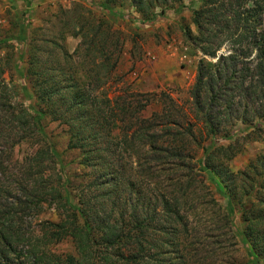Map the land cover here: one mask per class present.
<instances>
[{
    "label": "rangeland",
    "instance_id": "1",
    "mask_svg": "<svg viewBox=\"0 0 264 264\" xmlns=\"http://www.w3.org/2000/svg\"><path fill=\"white\" fill-rule=\"evenodd\" d=\"M142 3L147 13L157 14L154 20L144 19L138 10ZM142 3L0 0L3 206L15 202L20 210L18 200L39 191L60 199L67 192L93 222L94 248L107 228L119 226L134 240L123 247L124 255L143 245L145 255L140 251L136 258L145 257L146 264H264V221L256 218L264 208L253 206L264 166V93L244 92L225 105L215 132L192 97L201 61L210 62L213 71L233 66L230 54L238 67L257 64L255 33L230 12L201 20L199 28L194 11L200 0ZM256 25L261 33L260 21ZM200 32L206 38L201 43L221 44L215 57L205 55L201 43L193 45L189 35ZM252 78L245 85L256 84ZM206 88L205 106L216 92ZM136 93L157 96L136 111ZM37 112L44 115L43 133L35 127ZM167 131L179 135L172 138ZM229 146L232 158L218 151ZM173 149L184 158L171 156ZM205 153L212 158L203 169ZM190 175L195 185L180 195L178 184ZM54 196L43 198L39 214L9 221L25 236L33 233L17 246L24 250H16L21 258L15 251L2 253L4 264H20L38 249L45 258L75 252L71 237L60 243L52 237L54 229L44 226L66 214H74L78 224L84 217L65 200L53 202ZM138 220H145L142 228L135 226ZM103 250L110 257L121 255L116 246Z\"/></svg>",
    "mask_w": 264,
    "mask_h": 264
},
{
    "label": "trees",
    "instance_id": "2",
    "mask_svg": "<svg viewBox=\"0 0 264 264\" xmlns=\"http://www.w3.org/2000/svg\"><path fill=\"white\" fill-rule=\"evenodd\" d=\"M139 1L140 3H142V0ZM200 1L201 8L199 10L194 11V22L198 26H200L199 28L203 26L201 20L204 21L207 18H211L213 20L216 18L218 19L219 17L225 15L226 12H230L233 15L230 18L240 20L241 24L245 26V29L247 31L250 28L253 29L255 33V35L252 34L255 37L254 46L257 49V64L253 68L238 67V60L235 57V54H230L229 56H227L228 58H231V64H234L233 66L226 67L225 69L220 68L218 70L213 71L211 68L213 65L210 62L205 61H201L198 65L196 82L192 89L193 103L198 111L203 112L202 116L209 126V131L215 132L216 123L218 122V119L221 115L220 110L225 105H229L234 102L235 98L240 94H242L243 96L244 92H247L249 94L253 90L257 94L259 93V91H262L264 93V0ZM103 9L109 12L110 14H113L110 8L104 7ZM138 10L143 12L145 20L152 21L157 16V14L153 13V11L147 13L145 11V7H143V3L138 5ZM164 11L165 9L163 10L162 14L164 13ZM258 21H260V24L262 25V29L260 30L261 33H256V23ZM200 33L201 35L198 37H195L192 33L189 35V38L194 46L197 44V42L201 43L206 40V38L203 37V32ZM246 36L248 37L247 34ZM220 45V43L218 45H214L212 42H204L201 43L199 46L205 55L215 57L218 47H220ZM226 70H228L227 74L225 72ZM248 76H252V79L256 78V81L252 80L255 81L256 84L245 85L244 82L246 78L248 79ZM220 81L222 83H220ZM207 85L210 86L209 89H212L214 91L216 90V92H214L209 97V102L205 106L202 97L206 94L205 89H207ZM161 95H163V93H161ZM135 96L136 102H139L137 104L140 105L139 108L136 107L135 109L136 111H140L144 109L157 95H155L154 93H136ZM139 97L144 98V100L138 99ZM41 100L46 102L44 93H42ZM26 113V109H23V111L21 112V118L25 122L28 121ZM157 114L158 113H155L154 116H157ZM43 118L44 115L42 112H37V116L36 118H34L35 127L37 126L36 129L42 133L44 132L43 127L41 125V120ZM157 118L154 120L144 119L143 122H155L157 121ZM189 127L191 126L189 125ZM191 131L189 130V132L187 133H190ZM166 135H169L172 138H176L179 133L167 131ZM232 148L233 147L231 146L225 148L219 147L218 151H223L228 156V158H232L235 155V153L232 152ZM207 151L209 152L208 149ZM50 152L51 154H53L54 157H58L56 150L53 146L51 147ZM170 155L178 156V158L180 159L184 158L183 153L179 150L177 151L176 149H173V151L170 152ZM210 158H212V156L208 153H205V156L200 160V163L202 164L201 168L205 169L208 167V160ZM250 167L255 168L256 172H258V167L249 165V169ZM261 168H263L260 175L261 182L259 183V190L256 191L258 201L256 203L254 202L253 206L260 204L264 208V166L262 165ZM188 177L190 178L189 181H187L186 183L179 182L178 184L176 191L179 192L180 195H185L187 191L191 188V186L195 185V179L193 178V176L190 175ZM54 194L42 190L35 195H29L24 200H18L20 204L19 206H22L21 209L18 210V203L15 205V202L10 205L8 203L3 206V197L5 195V190L0 187V247L2 245H8V247H4L0 250V264H4L5 255H3L2 253L5 252L10 253L15 251L14 254L17 253L15 255H18L17 257L21 258L20 254L24 252V250L18 249L17 246L24 242L25 237L27 240V236L33 233H27L28 235L25 236V232L22 231L21 226L15 227V225L17 226V224H15L16 222L9 223V221L15 218V216L20 218L21 220L23 219V216H25L27 213L32 215L33 212H37V214H39L42 209V205H40V203L43 202V198L46 200L49 195L54 196ZM54 198L55 199H52V201H55L56 204H62L61 200H65V204L68 203L69 207L72 210L76 211L81 217H84L83 223L78 224L79 220L74 214L73 217L72 214H66L64 216V219H62L60 222H51L49 223V225L44 226L45 228L51 227L54 229L52 237L60 243L65 241L66 238L71 237L75 242V252L67 254L66 257L58 255L51 258H45L43 257V255L46 252L40 251L38 249V251L31 252L28 255L27 260L22 261L20 264H146V261L144 259L145 257L142 256L140 258H136L140 251L144 254L145 249L143 245L137 247V249H140L138 251H136L137 249L132 250L131 255H124L122 251L123 247L128 244L130 246L133 245L134 240L131 237L130 239L124 237L123 231L119 226L115 227L113 230L111 228L110 231L107 228V232H104L101 235L100 242L96 243L95 240L96 248L92 247L91 241H94V238L92 237L95 230L92 225L93 222H91V219L88 218V213H86V211L82 209L81 205L79 207H77L76 205H72L67 192L63 197L64 199H60L57 196H54ZM56 206L59 207L58 205ZM1 207L3 208V210H1ZM256 218L257 220L264 221V215H258ZM225 220L228 222L229 219L227 216H225ZM144 224L145 220H138L136 221L135 226H137L138 228H142ZM112 226L113 225H111V227ZM113 246L120 248V257H110L109 255H104L103 249H108ZM16 250L20 251L21 253L17 252ZM25 251L27 250L25 249ZM135 252L136 254H134Z\"/></svg>",
    "mask_w": 264,
    "mask_h": 264
}]
</instances>
